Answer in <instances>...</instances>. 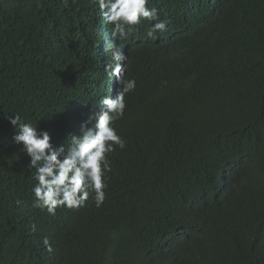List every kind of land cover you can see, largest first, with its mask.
I'll return each mask as SVG.
<instances>
[{"label": "trees", "instance_id": "16d2710c", "mask_svg": "<svg viewBox=\"0 0 264 264\" xmlns=\"http://www.w3.org/2000/svg\"><path fill=\"white\" fill-rule=\"evenodd\" d=\"M153 6L170 25L166 45L145 42L147 22L113 40L92 0H0V264H214L213 244L219 264H264V0ZM102 29L108 43L128 51L126 70L143 101L154 104L168 84L185 85L207 105L220 146L202 179L179 192L165 187L160 172L179 166L176 149L164 150L178 135L170 116L155 114L153 133L119 129L126 147L111 157L104 204L96 207L90 194L79 209L58 207L50 217L33 206L35 169L12 143L16 130L6 118L18 113L67 147L115 79L105 74L95 89L88 83L94 65L105 69ZM160 58L167 61L159 71ZM130 190L143 201L136 215L135 199L113 197ZM210 193L209 203L193 205L201 234L176 231L158 215L171 204L186 211Z\"/></svg>", "mask_w": 264, "mask_h": 264}, {"label": "clouds", "instance_id": "9594fccd", "mask_svg": "<svg viewBox=\"0 0 264 264\" xmlns=\"http://www.w3.org/2000/svg\"><path fill=\"white\" fill-rule=\"evenodd\" d=\"M158 1L162 0H92L98 6L104 23L111 26L113 40L116 38L127 40L131 34L139 31L142 23L147 22L149 27L146 29L145 42L151 45H166L170 38V25L153 6ZM101 31L102 36L104 34L101 39L105 44L103 49L106 50L105 69L94 65L90 75L87 74L89 75L88 83L93 87V84L105 74L115 79L110 84L111 88H106V96L101 97L100 107H95L87 119L80 123L79 134H69L67 147L64 144L55 145L49 131L34 126L30 121L24 122L18 113L10 114L6 118L16 130L12 143L19 146L29 158L27 167L30 170L35 169L32 176L35 183L31 188L34 198L33 206L50 217L55 215L58 207L79 209L89 200L90 194L96 207L104 204L108 174L112 171L111 157L126 147V141L119 133V129L132 131L148 129L153 133L155 114L165 113L170 116L178 135L164 150L176 149L179 155V166L173 174L165 168L160 172L165 187L176 188L179 192L184 191L191 183L202 179L204 169L212 164L210 151L220 146L217 143L215 131L209 123L207 110H204L207 105L191 95L185 85L168 84L165 88L158 90L154 104L143 101L137 95V81L130 79L126 70L128 51L126 50L125 54L116 48L114 42L108 43L105 39V29ZM185 50L190 54L188 48ZM166 61L167 58L159 59L157 63L159 71L165 67ZM86 87H88L87 82H83L82 89L86 90ZM147 112L153 114L151 121L146 116ZM196 121H199L197 127H195ZM206 127H210V130L204 133L202 130ZM197 153L198 156L195 159ZM218 153L224 152L220 149ZM175 180H179V186H175ZM28 181L18 186L25 188ZM119 193L114 194L113 197L136 200L135 215L139 214L143 201L136 196V190H130L128 197H120ZM211 194L193 201L186 211L175 210L174 205L171 204L169 208L159 209L158 215L163 223L176 231L201 234L204 228L200 221V213L194 209L193 205L199 202L209 203ZM25 200L23 199L16 208L21 207ZM233 209L241 216L236 208L233 207ZM45 244H48L47 239ZM227 244L228 242H225V245ZM213 246L210 260L214 264H219L221 249L218 244ZM184 256L180 253L178 259L182 260ZM138 264L154 263L147 260Z\"/></svg>", "mask_w": 264, "mask_h": 264}, {"label": "bare ground", "instance_id": "6f19581e", "mask_svg": "<svg viewBox=\"0 0 264 264\" xmlns=\"http://www.w3.org/2000/svg\"><path fill=\"white\" fill-rule=\"evenodd\" d=\"M213 6L216 5V3L212 2ZM104 35V34H103ZM258 76V75H257Z\"/></svg>", "mask_w": 264, "mask_h": 264}]
</instances>
